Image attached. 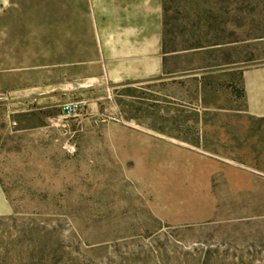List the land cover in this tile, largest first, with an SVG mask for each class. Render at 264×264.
<instances>
[{"label": "rangeland", "instance_id": "1", "mask_svg": "<svg viewBox=\"0 0 264 264\" xmlns=\"http://www.w3.org/2000/svg\"><path fill=\"white\" fill-rule=\"evenodd\" d=\"M69 5L0 0V29L12 25V38L0 30V254L31 250L34 226L64 241L66 264L131 251L136 264H194L207 250L264 264V120L242 112V73L264 66V0H151V75L93 63L85 79L69 77ZM35 22L61 34L18 26ZM8 51L43 63L42 77L3 72Z\"/></svg>", "mask_w": 264, "mask_h": 264}, {"label": "crops", "instance_id": "2", "mask_svg": "<svg viewBox=\"0 0 264 264\" xmlns=\"http://www.w3.org/2000/svg\"><path fill=\"white\" fill-rule=\"evenodd\" d=\"M69 5L67 9V39L69 41L70 58L67 63L69 77L74 79L88 78V66L98 63L108 74L109 64L116 65L117 77L122 78L121 65L127 62L146 64L147 77L151 75V0H83V6ZM10 8L0 9L4 14ZM162 17V9H159ZM9 27V28H6ZM11 24H4L0 29L4 38H12ZM20 30H26L35 41L44 39L43 31L48 27L60 31V25L35 23H19ZM7 33V34H6ZM60 34H58L60 36ZM54 37V34L53 36ZM134 48L126 57L120 53V47ZM90 48H93L91 50ZM93 51V52H92ZM6 52V51H5ZM4 52L3 62L10 64L3 72L16 73L17 76H27L29 72H41L43 63L24 66L23 58L13 60L11 51ZM95 53V57L94 54ZM7 57V59H6ZM128 57V58H127ZM12 62L20 65L11 66ZM42 62V60H39ZM1 73V72H0ZM243 81V113L250 120H264V66L249 68L242 73ZM5 198L0 195V215L8 214L4 208ZM5 210V211H4Z\"/></svg>", "mask_w": 264, "mask_h": 264}, {"label": "trees", "instance_id": "3", "mask_svg": "<svg viewBox=\"0 0 264 264\" xmlns=\"http://www.w3.org/2000/svg\"><path fill=\"white\" fill-rule=\"evenodd\" d=\"M165 54H178V52H164ZM39 228V229H38ZM30 226V229L26 228L25 233L28 234V237L31 240L32 249H26L22 251V254H19L17 258L9 257L8 253H1L0 255L4 256L0 258V264L7 263L9 260H13L14 262H20V264H66L67 256L70 261H76L77 259L69 256L70 254L65 251L64 241L61 238H53L48 236V233L41 227ZM41 228V229H40ZM37 235L40 233L41 237H34L30 234ZM131 251V255L126 258H122L120 255L118 256L117 262H109L107 264H136L137 259L134 258L133 255H136ZM141 253V252H140ZM187 255H190L188 253ZM196 262V263H195ZM139 264V263H138ZM140 264H148L147 262H140ZM194 264H218L215 252L212 250H207L203 256H200L196 261L194 260ZM231 264V263H227Z\"/></svg>", "mask_w": 264, "mask_h": 264}, {"label": "built area", "instance_id": "4", "mask_svg": "<svg viewBox=\"0 0 264 264\" xmlns=\"http://www.w3.org/2000/svg\"><path fill=\"white\" fill-rule=\"evenodd\" d=\"M73 111H74L73 108H71V107H67V113H68V114H71Z\"/></svg>", "mask_w": 264, "mask_h": 264}]
</instances>
